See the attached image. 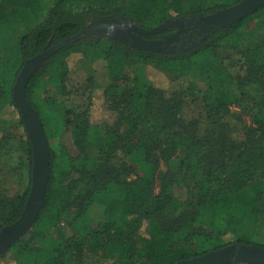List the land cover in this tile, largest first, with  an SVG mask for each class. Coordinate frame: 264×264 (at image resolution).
I'll use <instances>...</instances> for the list:
<instances>
[{
    "label": "trees",
    "instance_id": "16d2710c",
    "mask_svg": "<svg viewBox=\"0 0 264 264\" xmlns=\"http://www.w3.org/2000/svg\"><path fill=\"white\" fill-rule=\"evenodd\" d=\"M240 1L204 9L201 6L208 0H55L44 20L11 48L10 59L0 60V114L14 107L13 87L26 61L93 26L126 18L151 31L172 19L213 15ZM42 5L43 0H0V27L10 30L19 24L22 13L36 14ZM262 30L264 6L234 26L216 28L198 46L177 55L126 47L122 41L95 34L50 57L26 87L27 100L43 126L34 92L44 79L62 85L69 59L84 53L107 66L110 85L104 101L117 120L110 126H93L75 117L76 141L82 150L92 137L101 141L98 163L89 171L85 167L78 181L64 186L62 180L73 168L64 176L56 173L51 151L45 205L34 227L44 220L59 226L61 215L72 206L77 218L58 241L35 233L29 241H17L3 258L10 257L14 264H67L88 248L98 264H176L233 244L256 246L244 226L259 215L264 197V98L255 104L256 129L245 139H231L228 124L218 117L233 104V83L264 92ZM259 31L263 37L254 47L238 54L245 61V74L233 76L219 51L252 39ZM148 66L174 82H189L188 88L168 96L143 79L142 71ZM196 79L205 84L203 92ZM196 92L202 95L208 116L218 119L203 136L196 122L184 124L179 119L182 96ZM0 133L1 146L7 131L0 128ZM28 149L32 161L31 145ZM162 162L175 171L169 168L157 194V181L150 173ZM140 168L145 174L139 175ZM183 173L193 174L194 184L181 199L170 186H181L186 179ZM133 175L135 179L130 180ZM78 182L83 188L74 193ZM30 188L14 201L0 198V231L19 220ZM95 207L101 218L96 227H90L84 217ZM198 242L206 249L202 253L192 249Z\"/></svg>",
    "mask_w": 264,
    "mask_h": 264
},
{
    "label": "rangeland",
    "instance_id": "374dc122",
    "mask_svg": "<svg viewBox=\"0 0 264 264\" xmlns=\"http://www.w3.org/2000/svg\"><path fill=\"white\" fill-rule=\"evenodd\" d=\"M54 1L43 0L42 8L36 14L22 13L19 17V24L12 26L10 30L0 27V60L4 59L3 57L10 59L9 51H11V48L25 32L31 30L44 20L47 11L52 7ZM234 1L236 0H208L201 7L204 9H212L226 6ZM194 17L198 16H193L189 19ZM170 21L167 22L171 23ZM197 21L202 28L206 29L205 23L200 21V18ZM113 25L109 26L103 32L105 33L104 37L106 40H114L116 34L128 35V31L134 27L142 29L140 25L134 22L131 26L123 23ZM262 31L256 33L252 39L246 40L238 45H231V47L219 51V56L225 60L224 63L228 65L229 72L233 76H242L245 74L242 69L245 61L238 54L240 51L253 48L259 39L263 37ZM175 32H177V28ZM193 34L195 35L193 42H195L199 33L194 31ZM187 37H184L185 39L181 42L183 43V45L181 44L182 47L187 46L185 45L187 43ZM179 50L180 48L175 49V51ZM68 66L69 73L62 85H58L50 79H44L33 95V99L39 107L40 114L44 120V128L49 141L50 152L53 151L55 157L56 173L64 176V174L73 168L71 175L68 173L64 181L62 180L64 186L78 181L82 171H89L96 166L101 148V141L99 142V139L93 137L89 144L87 142L82 147L85 148L84 150L80 148L76 141V123L73 124L75 117H83L80 119L86 120L87 123L93 126L103 124L110 126L117 120V116L107 110L104 101L105 93L110 85V78L105 62L102 59H93L91 55L84 53V55L77 54L69 59ZM142 74L145 81L156 89L163 90L168 96L182 88H188L187 84L189 85V82H174L171 77H168L151 66L144 68ZM195 82L197 83V88L202 90V92L206 89L203 81L196 79ZM231 88L234 95L233 104L227 111L222 112L218 119L220 122L228 124L229 129H226L231 139L242 140L249 135L250 130L256 129L254 121L255 104L263 100L264 92H260L255 86L241 89L235 86V83L232 84ZM182 102L179 119L184 124L196 122L197 132L201 136L214 128L212 122L218 119L208 116L207 110L202 103L201 94L198 95V92H196L195 94L183 95ZM0 128L6 129L7 131V140L0 146V198L14 201L32 185L33 157L31 161L28 149V145H30L29 139L21 120L20 112L15 106L7 107L0 114ZM0 136L2 137L3 134L0 133ZM120 156V153H118V158ZM169 168V166L167 167L162 162L159 169L154 173H150L154 175L157 181V194L161 191V180L170 171ZM171 170L175 171L173 169ZM138 172L139 175L145 174L142 168L138 169ZM135 177L133 175L129 179L132 180ZM182 178L186 179H183L184 182L181 186L179 184L170 186V191L176 192V196L181 199L188 190L187 187L193 186L194 175L183 173ZM82 188L83 184L78 182V187L74 193L82 190ZM100 213L98 207L91 208L88 212V217H84V222L90 227H96V222L101 218ZM77 216L78 212L72 206L61 215L59 226L50 220H44L40 225L33 226L22 239L29 241L33 234L45 233L52 235L53 239L58 241L61 233L67 234L69 224ZM203 221L204 225L207 226L206 217H203ZM244 227L248 232L251 242L258 247H263L264 197L260 204L259 215L248 220ZM192 249L198 253L206 250L202 242H198ZM8 251L0 256V264H14L10 257L3 258ZM97 260L95 254L86 248L81 256L74 255L68 260L67 264H98Z\"/></svg>",
    "mask_w": 264,
    "mask_h": 264
},
{
    "label": "water",
    "instance_id": "95a60500",
    "mask_svg": "<svg viewBox=\"0 0 264 264\" xmlns=\"http://www.w3.org/2000/svg\"><path fill=\"white\" fill-rule=\"evenodd\" d=\"M264 6V0H242L238 4L221 10L202 21L207 25H212L211 29L226 26H234L243 19L253 15L259 8ZM133 25V21L126 18H119L108 23L93 26L83 33L60 43L39 56L28 60L22 67L16 83L13 87V103L19 110L29 143L32 147V185L30 193L22 212L21 217L13 225L7 226L0 231V256L5 254L12 245L22 239L38 220L45 205L47 185L50 177V146L45 128L39 118L37 111L32 107L26 97V87L29 80L39 69L43 68L46 62L54 54L79 43L86 37L95 34H102L109 28L110 24ZM171 23L167 22L151 31L134 27L133 30L140 35H157L167 29ZM215 27V28H214ZM129 34V33H128ZM116 40L126 43L128 46L151 52L166 53L159 42H146L136 39L134 36L116 34ZM199 41L193 42V46H198ZM190 47V46H188ZM174 47L169 53H180L186 51L187 46H183L179 51ZM176 264H264V248L252 245L233 244L225 248L208 252L197 258L181 261Z\"/></svg>",
    "mask_w": 264,
    "mask_h": 264
},
{
    "label": "flooded vegetation",
    "instance_id": "af4514ba",
    "mask_svg": "<svg viewBox=\"0 0 264 264\" xmlns=\"http://www.w3.org/2000/svg\"><path fill=\"white\" fill-rule=\"evenodd\" d=\"M211 16V15H209ZM209 16H202L199 15L198 17H194L192 19H175V20H171V24L167 29H165L164 31H162L160 34L157 35H149V36H144V35H140L138 34L136 31H134L133 29L128 31V35L129 36H134L136 39H134V42L138 43V40L141 41H146V42H159L161 44V46L165 49V52L167 54H171L169 53L171 50H173L174 47L178 48H182L181 44L183 45V43H181L183 41V39H185L184 37H187V43L185 45H187L186 49H192L195 48V46H193V38L195 37V35L193 34L194 31L198 32V37L196 38V41H199L200 43L202 42V40L212 31H214L215 29H211V27H213L212 25H206V29L202 28V26H200V23L197 21L198 18H200V21H202L204 18H207ZM203 22V21H202ZM204 23V22H203ZM110 26H114L113 24H110ZM177 28V32H175V29ZM168 34H165L164 32H168ZM105 33H103L100 36H104ZM126 44V43H125ZM133 44V43H130ZM129 44V46L126 44V47H131ZM190 46V47H188ZM133 48V47H131ZM179 53H174L172 55H177Z\"/></svg>",
    "mask_w": 264,
    "mask_h": 264
}]
</instances>
